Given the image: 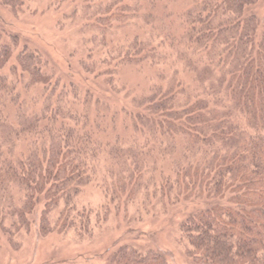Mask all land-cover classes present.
<instances>
[{"label": "trees", "instance_id": "1", "mask_svg": "<svg viewBox=\"0 0 264 264\" xmlns=\"http://www.w3.org/2000/svg\"><path fill=\"white\" fill-rule=\"evenodd\" d=\"M123 1L104 8L120 9ZM195 1L178 16L181 32L166 28L160 46L175 50L184 77H172L165 90L152 85L133 108L123 105V125L136 136H158L173 150L182 140L174 181L164 185L169 194L224 200L178 223L194 264H264V30L258 35L261 21L247 12L258 0ZM151 43L136 38L116 58L157 66L162 52ZM15 46L0 37V209L11 220L2 229L29 228L40 209L42 232H89L91 211L77 197L92 180L93 162L105 155L111 176L120 168L137 185L133 173L142 174L150 150L123 143L116 126L113 139L100 137L108 130L101 101L75 82L54 81L40 53L28 46L15 53ZM80 64L89 78H104L117 90L99 61ZM191 82L198 90L189 93ZM109 264L172 263L162 252L126 245Z\"/></svg>", "mask_w": 264, "mask_h": 264}, {"label": "rangeland", "instance_id": "2", "mask_svg": "<svg viewBox=\"0 0 264 264\" xmlns=\"http://www.w3.org/2000/svg\"><path fill=\"white\" fill-rule=\"evenodd\" d=\"M108 1L19 0L15 6L0 0L1 42H16L15 53L24 46L36 50L46 61V69L56 75L54 81L59 77L75 82L101 101L98 106L105 116L103 130H108L98 133L100 137L113 139L116 126L123 143L150 150L142 174L133 173L134 182L140 176L137 185L128 173L120 174V168L111 176L110 160L105 155L93 162L92 180L77 197L79 206L91 211L89 232H42L39 209L29 228L9 234L2 224L11 226L10 216L0 209V264H109L112 253L126 245L162 252L172 264H194L187 256L188 247L178 223L212 201L224 202L199 192L169 194L164 185L174 181L182 140L173 150L158 136L133 135L122 121L123 105L133 108L134 100L152 85L165 90L172 77H184L175 50L166 52L160 46L166 28L173 33L179 27L181 32L178 16L193 8L196 1L124 0L120 9L107 11L104 7ZM247 12L259 17V35L264 30V0H258ZM136 38L152 41L155 50L159 48V65L122 64L116 58L117 49L129 46ZM82 59L97 60L101 64L98 70L111 71L117 90L111 91L104 78H89L81 67ZM185 83L190 82L186 79ZM185 87L189 93L198 90L193 82ZM36 92L38 89L31 90V96Z\"/></svg>", "mask_w": 264, "mask_h": 264}]
</instances>
